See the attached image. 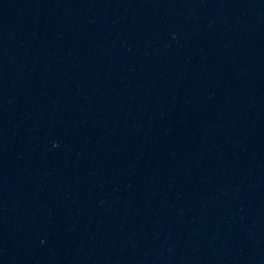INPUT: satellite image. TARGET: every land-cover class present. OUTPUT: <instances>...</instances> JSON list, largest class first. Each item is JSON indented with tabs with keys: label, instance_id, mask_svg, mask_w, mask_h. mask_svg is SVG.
I'll list each match as a JSON object with an SVG mask.
<instances>
[{
	"label": "water",
	"instance_id": "obj_1",
	"mask_svg": "<svg viewBox=\"0 0 264 264\" xmlns=\"http://www.w3.org/2000/svg\"><path fill=\"white\" fill-rule=\"evenodd\" d=\"M264 179V0H0V197L156 203Z\"/></svg>",
	"mask_w": 264,
	"mask_h": 264
}]
</instances>
